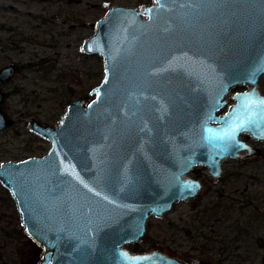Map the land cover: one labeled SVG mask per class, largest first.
Instances as JSON below:
<instances>
[{"label":"water","instance_id":"95a60500","mask_svg":"<svg viewBox=\"0 0 264 264\" xmlns=\"http://www.w3.org/2000/svg\"><path fill=\"white\" fill-rule=\"evenodd\" d=\"M84 52L105 60L95 99L75 101L59 127L35 122L50 151L1 164L0 182L45 251L41 264H190L130 245L204 192L195 168L216 182L228 160L262 154L244 137L264 142V104H248L264 100V0L114 7ZM17 71L0 70V133L15 125L3 106Z\"/></svg>","mask_w":264,"mask_h":264},{"label":"rangeland","instance_id":"374dc122","mask_svg":"<svg viewBox=\"0 0 264 264\" xmlns=\"http://www.w3.org/2000/svg\"><path fill=\"white\" fill-rule=\"evenodd\" d=\"M154 3L0 0V69L11 64L18 67L5 89L4 111L15 126L0 133V165L46 156L52 144L33 131V124L59 127L75 101L84 100L87 106L95 99L92 90L104 78L105 60L85 53L84 46L108 11ZM245 88L235 87L228 98ZM189 176L206 183L204 192L196 199L177 203L164 218H152L147 236L130 249H162L190 264H197L208 251L213 260H222L221 264H264V247L254 234L240 238L236 220L242 218L241 211L233 210L234 201L247 206L252 198V204L264 209V157L228 160L216 182L204 166ZM216 204H220L218 216L211 210ZM260 235L264 238V227ZM37 246L22 225L12 194L0 182V264H41L45 251L41 248L39 253Z\"/></svg>","mask_w":264,"mask_h":264},{"label":"trees","instance_id":"16d2710c","mask_svg":"<svg viewBox=\"0 0 264 264\" xmlns=\"http://www.w3.org/2000/svg\"><path fill=\"white\" fill-rule=\"evenodd\" d=\"M263 198V197H261ZM254 198L250 200L248 205L246 206L242 202H236L233 203V210L237 211L238 209L241 211V216L242 218H237L236 223H237V228H238V233L240 238L243 239V236L247 235V237L250 234H254L258 241V243L261 245V247H264V238L260 235V232L262 231L264 227V209L261 207L259 204L255 205L252 204L254 203ZM241 204V205H240ZM238 205V207H237ZM220 207V204H216L214 206L213 210L214 213L212 215L218 216L219 210L218 208ZM210 209H206V213ZM248 211V212H247ZM248 214V215H246ZM239 239V238H238ZM37 249L40 252H42V249L37 246ZM207 253H204L203 255H206ZM222 260H213V258L208 254L203 257L202 260L198 261L197 264H221Z\"/></svg>","mask_w":264,"mask_h":264},{"label":"flooded vegetation","instance_id":"af4514ba","mask_svg":"<svg viewBox=\"0 0 264 264\" xmlns=\"http://www.w3.org/2000/svg\"><path fill=\"white\" fill-rule=\"evenodd\" d=\"M17 66V65H16ZM7 67V66H6ZM4 68V67H3ZM1 70V69H0ZM17 70H18V67H17ZM17 73H18V71H17ZM16 73V74H17ZM262 79H263V77L260 79V82H259V88H260V90H261V92H262V94H264V91L262 90ZM243 87H245L244 85H242ZM246 89V88H245ZM244 89V90H245ZM244 90H242V91H244ZM6 93V92H5ZM231 106V105H230ZM230 106H228L227 108L229 109L230 108ZM226 108V110H228ZM10 118V117H9ZM12 119V118H11ZM15 122V121H14ZM15 126V125H14ZM244 138H247V139H249V140H251V141H253V143H254V145L255 146H257L258 148H260V149H262V154L259 156L260 158H262V157H264V142L263 141H258V140H254V138L252 137V136H250V135H246ZM22 220V219H21ZM254 253H255V250H254Z\"/></svg>","mask_w":264,"mask_h":264},{"label":"snow or ice","instance_id":"6c2138e0","mask_svg":"<svg viewBox=\"0 0 264 264\" xmlns=\"http://www.w3.org/2000/svg\"><path fill=\"white\" fill-rule=\"evenodd\" d=\"M248 104H249V106L251 105V104H264V100H249L248 101ZM243 121L242 122H240V123H238V124H236L232 129H231V133H235L236 131H238L241 127H243Z\"/></svg>","mask_w":264,"mask_h":264}]
</instances>
